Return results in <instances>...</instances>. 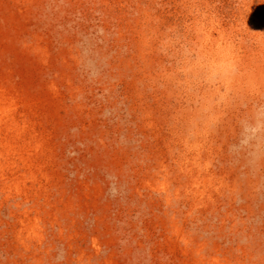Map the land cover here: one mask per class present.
<instances>
[{
    "label": "rangeland",
    "instance_id": "374dc122",
    "mask_svg": "<svg viewBox=\"0 0 264 264\" xmlns=\"http://www.w3.org/2000/svg\"><path fill=\"white\" fill-rule=\"evenodd\" d=\"M0 264H264V0H0Z\"/></svg>",
    "mask_w": 264,
    "mask_h": 264
}]
</instances>
